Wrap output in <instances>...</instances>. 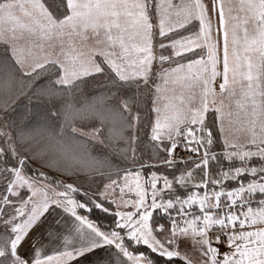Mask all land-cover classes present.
<instances>
[{
	"label": "snow or ice",
	"instance_id": "1",
	"mask_svg": "<svg viewBox=\"0 0 264 264\" xmlns=\"http://www.w3.org/2000/svg\"><path fill=\"white\" fill-rule=\"evenodd\" d=\"M0 264H264V0H0Z\"/></svg>",
	"mask_w": 264,
	"mask_h": 264
}]
</instances>
